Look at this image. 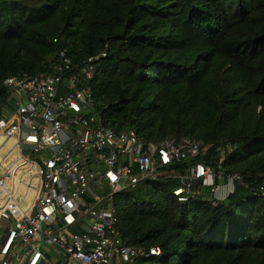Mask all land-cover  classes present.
Instances as JSON below:
<instances>
[{
	"label": "trees",
	"instance_id": "obj_1",
	"mask_svg": "<svg viewBox=\"0 0 264 264\" xmlns=\"http://www.w3.org/2000/svg\"><path fill=\"white\" fill-rule=\"evenodd\" d=\"M61 52L107 55L90 82L107 127L199 143L169 171L244 177L217 205L201 184L179 202L173 176L118 194L123 242L161 250L119 264H264V0H0V107L7 78L54 75Z\"/></svg>",
	"mask_w": 264,
	"mask_h": 264
},
{
	"label": "built area",
	"instance_id": "obj_2",
	"mask_svg": "<svg viewBox=\"0 0 264 264\" xmlns=\"http://www.w3.org/2000/svg\"><path fill=\"white\" fill-rule=\"evenodd\" d=\"M107 55L74 67L61 52L54 75L9 77L0 107V264H119L161 256L123 242L118 194L173 176L187 203L210 188L217 205L244 182L204 164L169 171L201 155L185 139L147 145L134 130L107 127L96 115L90 82ZM87 111H90L86 113ZM162 170H164L162 172ZM227 190V191H226ZM226 191V192H225Z\"/></svg>",
	"mask_w": 264,
	"mask_h": 264
},
{
	"label": "rangeland",
	"instance_id": "obj_3",
	"mask_svg": "<svg viewBox=\"0 0 264 264\" xmlns=\"http://www.w3.org/2000/svg\"><path fill=\"white\" fill-rule=\"evenodd\" d=\"M88 112H90V111H87V110H86V113H88Z\"/></svg>",
	"mask_w": 264,
	"mask_h": 264
},
{
	"label": "crops",
	"instance_id": "obj_4",
	"mask_svg": "<svg viewBox=\"0 0 264 264\" xmlns=\"http://www.w3.org/2000/svg\"><path fill=\"white\" fill-rule=\"evenodd\" d=\"M197 187H198V185H197ZM226 191H227V190H226ZM226 191H225V192H226Z\"/></svg>",
	"mask_w": 264,
	"mask_h": 264
}]
</instances>
